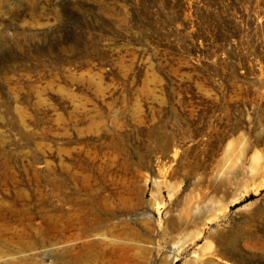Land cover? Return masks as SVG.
<instances>
[{
  "label": "rangeland",
  "instance_id": "obj_1",
  "mask_svg": "<svg viewBox=\"0 0 264 264\" xmlns=\"http://www.w3.org/2000/svg\"><path fill=\"white\" fill-rule=\"evenodd\" d=\"M0 264H264V0H0Z\"/></svg>",
  "mask_w": 264,
  "mask_h": 264
},
{
  "label": "bare ground",
  "instance_id": "obj_2",
  "mask_svg": "<svg viewBox=\"0 0 264 264\" xmlns=\"http://www.w3.org/2000/svg\"><path fill=\"white\" fill-rule=\"evenodd\" d=\"M116 253V248H113V250H110V254L112 255H114Z\"/></svg>",
  "mask_w": 264,
  "mask_h": 264
}]
</instances>
